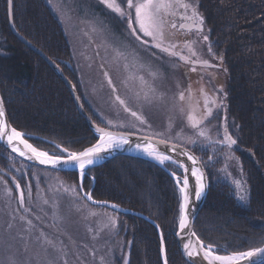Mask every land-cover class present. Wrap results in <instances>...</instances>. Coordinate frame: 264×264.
I'll return each mask as SVG.
<instances>
[{"label": "trees", "instance_id": "1", "mask_svg": "<svg viewBox=\"0 0 264 264\" xmlns=\"http://www.w3.org/2000/svg\"><path fill=\"white\" fill-rule=\"evenodd\" d=\"M188 2L203 15L215 56L223 57L219 59L225 80L223 114L237 139L232 150L248 187L247 200L240 203L230 184L220 179L221 150L189 146L209 180L193 230L205 246H213L216 254L228 255L264 245V0ZM12 11L16 31L60 66L77 89L87 114L101 126L81 97L69 43L46 0H13ZM0 95L10 124L40 150L60 155L57 145L78 151L98 138L55 71L12 34L7 0H0ZM19 162L27 169L18 177L11 167ZM40 169L0 144V175L15 177L21 186H30L33 170ZM167 169L172 171L175 166ZM53 172L78 186L77 172ZM7 180L8 185L12 183ZM83 191L90 192L95 202L115 204L132 212L90 204L115 218L114 239L128 264H164L159 233L163 234L167 264H189L175 237L180 194L164 168L139 157L120 155L91 168ZM145 217L159 225V230Z\"/></svg>", "mask_w": 264, "mask_h": 264}, {"label": "rangeland", "instance_id": "2", "mask_svg": "<svg viewBox=\"0 0 264 264\" xmlns=\"http://www.w3.org/2000/svg\"><path fill=\"white\" fill-rule=\"evenodd\" d=\"M46 2L58 17L69 43L81 97L102 124L101 127L106 126V121H112L116 125L135 122L115 99L119 95L127 102L129 108L141 112L151 124L150 129L145 127L137 134L152 135L154 132H163L166 136L173 137L179 134L178 142L183 143L184 138L194 135L186 119L190 87L193 100L200 102V107L196 109L197 115L203 111L201 89L209 97H216L223 102L221 107L213 110V116L209 121H205L204 126L208 129L211 139L218 138V129L222 138L225 122L232 134L229 122L223 114L225 80L221 68L218 70L214 67L196 66V71H191L192 65L160 53L158 49L140 45L129 35L126 21L100 4L99 0H46ZM121 6L126 7V0ZM9 28L11 30L10 25ZM16 33L23 37L17 31ZM12 34L17 38L13 32ZM203 34L209 36L205 23ZM189 40L197 41L193 47L201 58L208 59L210 63L220 64L219 58H213L207 52L209 40L203 41L196 33ZM184 41L181 39L182 45L177 49L183 50V54L188 55L187 49L183 47ZM114 48L126 51L128 60L116 59ZM125 63L130 65L127 70L124 67ZM105 72L108 73V77L104 75ZM151 73H156L155 77ZM130 75L143 76L147 84L155 89L156 96L162 99L154 100L152 103L146 102L143 96L144 92L149 90L148 87L141 88L139 79H129ZM108 79H111V85ZM113 87L116 91H113ZM181 91H184L186 96L183 102L179 100ZM137 92L140 93L139 99L136 98ZM149 95L152 96V93L149 92ZM181 108L185 111L182 112ZM110 129L120 132L131 130L119 127ZM200 143L211 146L212 150L218 149V146L209 145L203 138L200 139ZM232 155V159H225L222 151L224 157L223 166L219 170L220 179L230 184L235 195L237 190L234 181H241L247 197L248 187L244 175L236 156L233 153ZM12 168L19 177L24 174L23 171L27 166L19 162L17 167L14 165ZM41 169L33 170L30 180L32 185L29 184L30 199L29 186H21L17 190L16 180L14 181L13 177L0 175L2 178L0 179V259L13 256L17 264H25V262L47 264V261L63 264L65 259L68 264H101V257H104L106 264H124L123 253L117 240L114 239L115 229L109 224L110 213L92 208L90 204L93 203L80 198L83 196L82 192L78 197L75 192L65 191L75 185L53 172L56 170ZM8 178L12 182L9 185ZM3 181H7V184ZM7 189L12 190L11 195L8 194ZM20 191L25 194L23 207L19 204ZM45 200L48 201L47 204L44 203ZM238 201L246 202H241L239 199ZM25 209L31 211L26 212ZM21 215L32 220L33 227L30 231L29 226L20 220ZM9 224L12 225L11 228L8 227ZM105 224L109 226L104 227ZM45 238L53 241L55 249L46 242Z\"/></svg>", "mask_w": 264, "mask_h": 264}, {"label": "snow or ice", "instance_id": "3", "mask_svg": "<svg viewBox=\"0 0 264 264\" xmlns=\"http://www.w3.org/2000/svg\"><path fill=\"white\" fill-rule=\"evenodd\" d=\"M124 0H99V3L104 5L107 9L117 14L122 20L127 23L129 35L140 45L149 46L154 49H158L160 53L166 54L169 57H178L180 61H184L187 64H191V71H196V65L199 64L202 67L212 68L217 65L211 64L208 59L201 58L194 50L193 45L196 40H185L183 47L187 49L188 55L183 54V50H177V44L171 42L169 39L172 33L169 29H177V24L174 18L179 15V19L184 21L179 24L180 29H186L188 32H195L198 37H201L203 41H208L209 36L203 34L204 17L199 13L197 7L188 2V0H126V7H122L121 4ZM9 15L12 14L13 0H7ZM182 9V11H180ZM95 31V29H93ZM208 54L215 57L211 44L207 48ZM114 54L116 59L123 58L128 60L126 51H122L120 48H114ZM222 61L223 57H219ZM58 71H61L58 64L55 65ZM125 69L127 70L130 65L125 63ZM141 67H143L141 65ZM104 75L108 77V73ZM155 77L156 73H151ZM129 79H139L141 88L148 87V91L144 92L143 99L152 103L154 100H160L162 97L156 96L155 89L151 88L144 80L143 76L136 77L130 75ZM109 85L112 84L111 79H108ZM113 91L116 89L113 87ZM203 96V111L200 115L196 114V109L200 107L199 100H193V95L189 87L188 90V111L186 112V119L188 126L193 130L194 135L184 138V142H178L179 134L176 137L166 136L163 132H154L152 135H144L139 137L140 142H135L132 137L138 132H142L145 127L151 128V124L146 117L138 111L132 110L128 107L127 102L119 95L115 99L123 106L124 111L128 112L131 117L134 118V123H120L119 125L113 124L112 121H106V126H95V132L98 134V138L94 144L84 147L82 150L71 151L68 148L56 147L60 150V155L49 154L47 151L40 150L29 143L25 138V133L12 127L6 119V111L4 107L3 99L0 98V141H6V144L11 148V152L17 153L21 157L27 159H35L42 165H51L53 167H61L69 165L72 168L78 170L80 183L78 188L73 186L65 191H72L79 194L83 192L84 180L88 178V172L94 167L97 161L102 160L105 154L112 153L117 150H124L127 146L129 149L134 148L136 151L143 153L145 156L155 161L158 165L165 168L175 169L170 171V176L173 178L175 186L180 194L179 198V218H178V231L177 236L182 242L183 249L186 255L191 258L194 255H199L200 251L203 252V261L207 264H264V246L252 247L246 251H234L228 255H218L214 252L211 244L204 246L203 242L197 237L195 231L190 229V213L192 211L193 200L199 201L206 192V173L200 165L199 158L193 154L191 148L200 147L203 149L204 145L200 143V139L207 140L209 145L218 146V150L224 152L225 159H232V148L237 144V139L233 138V135L229 132L227 122L223 126L222 138L217 130L218 138L212 140L208 134V129L204 126L205 121H209V118L213 116V110L221 107L223 102L216 97H209L203 89L200 90ZM222 91V89H221ZM152 93V96L149 95ZM136 98H140V93H136ZM79 99V98H78ZM179 100L181 102L186 100L185 92L179 93ZM184 112L185 109L181 108ZM128 128L131 129L126 132H116L110 130V128ZM22 146V148H21ZM186 161L191 162L186 164ZM212 157H209V163H212ZM177 170H180V175H177ZM190 178L193 179V183L190 184ZM2 179V178H0ZM94 181V177H91ZM15 181L16 178L13 177ZM7 184V181H3ZM236 186V195L241 202H245L247 197L245 188L241 181H234ZM15 187L17 190L21 188L19 182H16ZM11 189H7L9 195H11ZM28 197L31 198V187L29 186ZM81 199L87 201H93V197L90 192H83ZM25 203V194L20 191L19 204L23 207ZM48 203L47 200L44 201ZM93 203H96L93 201ZM107 204V202H104ZM112 209H116L118 206L115 204L109 205ZM26 212H30V209H25ZM92 215H97L92 213ZM39 218V217H37ZM20 220L24 221L29 226V231L33 227L32 220L27 219L21 215ZM109 224L113 229L116 228V220L114 217H108ZM109 224H105L104 227H108ZM12 227L11 224L8 225ZM159 229V225H156ZM185 233H188L186 236ZM191 237H196L195 243L191 240ZM46 242L55 249L53 241L47 240ZM47 251V250H45ZM161 253H164L163 234L161 233ZM0 264H17L16 259L13 256H6L0 259ZM28 264V262H25ZM47 264H53L52 261H47ZM63 264H68L65 259ZM101 264H106L105 258L101 257ZM124 264H128L125 260ZM164 264H167L165 258Z\"/></svg>", "mask_w": 264, "mask_h": 264}, {"label": "water", "instance_id": "4", "mask_svg": "<svg viewBox=\"0 0 264 264\" xmlns=\"http://www.w3.org/2000/svg\"><path fill=\"white\" fill-rule=\"evenodd\" d=\"M9 25L11 27V30L12 32L17 36V38L22 41L24 44H26L27 46H29L33 51H35L38 55H40L47 63L48 65L55 71V73L64 81V83L66 84V86L68 87V89L70 90L71 94H72V97H73V100H74V103L76 105V108L77 110L79 111V113L85 118L90 130L98 136V134L95 132V126L97 125L91 118L90 116L86 113V111L84 110L81 102H80V98L77 94V91L74 87V85L70 82V80L64 75V73L61 71H58L57 68L55 67L56 63L51 60L50 58H48L39 48H37L35 45H33L32 43H30L29 41H27L26 39H24L23 37L17 35L16 33V30L14 29L13 27V22H12V14L9 15ZM178 58V57H176ZM179 59V58H178ZM184 62V61H182ZM213 64V63H211ZM191 65V64H190ZM215 65V64H214ZM196 66H200L199 64H197ZM202 67V66H201ZM0 98L1 95H0ZM79 98V99H78ZM5 107V106H4ZM6 111V110H5ZM6 119L7 121L9 122L8 120V117H7V114H6ZM10 123V122H9ZM12 126V125H11ZM111 130V129H110ZM112 131H115V130H112ZM116 132H120V131H116ZM141 136H144V135H141V134H136L135 136L132 137V140L135 141V142H140L139 141V137ZM0 144L6 149L8 150L11 154H13L14 156H16L17 158L27 162V163H30L34 166H38V167H41V168H46V169H51V170H56V171H76L78 172L77 169L75 168H72L71 166L69 165H64V166H61V167H53L51 165H42L40 164L38 161H36L34 158L29 160L27 159L26 157H21L19 156L17 153H13L11 152V148L6 144V141H0ZM22 148V146H21ZM192 151V150H191ZM193 152V151H192ZM140 154H143L141 152H138L136 151L134 148H131L129 149L127 146L125 147L124 150H117V151H114L112 153H108V154H105L104 155V158L102 160H99L97 161L96 165L94 167H97L99 165H102L103 163L117 157V156H120V155H124V156H137V157H143L142 155ZM193 154L196 156V154L193 152ZM181 159H184L186 161V158L184 157H181ZM152 161V160H151ZM156 163V162H155ZM191 162H188L186 161V164H190ZM157 164V163H156ZM199 166H202L201 162H200V165ZM163 167V166H162ZM203 167V166H202ZM93 168V167H92ZM204 170V168H203ZM205 171V170H204ZM206 173V172H205ZM194 181L193 179L190 178V184H192ZM206 184H207V188H206V192H205V195L199 200V201H195L193 200L192 202V211L190 213V229L191 231H194L193 230V224H194V221L197 217V215L199 214V212L201 211L202 209V206L204 204V201H205V198H206V195L208 193V189H209V181H208V177L206 175ZM83 193V192H82ZM91 203H93V201H90ZM93 204H96V205H101V206H107L109 207V205H111L110 203H107L105 204L104 202H96V203H93ZM111 208V207H110ZM116 210H119L121 212H129V213H132L130 211H127V210H123L119 207L116 208ZM177 231H178V227H177ZM185 235L187 236L188 233H185ZM194 238V240L196 241V237H191V239ZM176 240H177V243H178V247H179V250L182 254V256L184 257V259L189 263V264H207V262L205 261H201L199 259V257L197 255H194L193 257L189 258L187 255H186V252L185 250L183 249V246H182V242L181 240L178 238L177 236V232H176ZM162 259H163V263H164V260H165V256H164V253H162ZM242 264H246V262H242Z\"/></svg>", "mask_w": 264, "mask_h": 264}, {"label": "flooded vegetation", "instance_id": "5", "mask_svg": "<svg viewBox=\"0 0 264 264\" xmlns=\"http://www.w3.org/2000/svg\"><path fill=\"white\" fill-rule=\"evenodd\" d=\"M182 11V9L180 10ZM170 19H174L176 24H177V29H169V32L172 33L169 37V39L171 40V42L176 43L177 46H181V39L183 40H189V38L195 33V32H188L186 29H180L179 28V24L184 22L181 21L179 19V15H177L174 18H170ZM178 50V49H177ZM179 51V50H178ZM175 58V57H173ZM176 59V58H175ZM178 60V59H177ZM179 61V60H178ZM182 62V61H181ZM214 64V63H213ZM190 65V64H189ZM187 77V76H186Z\"/></svg>", "mask_w": 264, "mask_h": 264}, {"label": "bare ground", "instance_id": "6", "mask_svg": "<svg viewBox=\"0 0 264 264\" xmlns=\"http://www.w3.org/2000/svg\"><path fill=\"white\" fill-rule=\"evenodd\" d=\"M93 6H95V5H93ZM176 58V57H175ZM177 59V58H176ZM179 60V59H178ZM180 61V60H179ZM181 62V61H180ZM215 65H217V67H214L215 69H217L218 68V70H220V68H221V65L220 64H215ZM75 87V86H74ZM76 89V88H75ZM76 91H77V89H76ZM77 94H78V92H77ZM81 102V101H80ZM82 104V103H81ZM83 105V104H82ZM231 152L235 155V153H234V151L233 150H231ZM220 154H222V151H221V153ZM140 155H142L143 157H139V158H142V159H144V160H148V161H150V162H152V163H154V164H156L155 163V161H151V159L150 158H148L147 156H145L144 154H140ZM197 156V155H196ZM236 156V155H235ZM131 157H137V156H131ZM224 157V156H223ZM237 158V157H236ZM237 160H238V158H237ZM200 161V160H199ZM201 162V161H200ZM238 163H239V166L241 167V165H240V162H239V160H238ZM202 164V163H201ZM156 165H158V164H156ZM158 166H160V165H158ZM203 166V165H202ZM223 166V165H222ZM160 167H162V166H160ZM162 168H164L169 174H170V170H168L167 168H165V167H162ZM204 168V167H203ZM205 170V169H204ZM206 172V171H205ZM207 175V174H206ZM246 182V181H245ZM207 196V195H206ZM247 196H248V194H247ZM200 213V212H199ZM142 216V215H141ZM198 216V215H197ZM142 217H144V216H142ZM145 219L146 220H148L146 217H145ZM149 222H151L154 226H156L155 225V223L154 222H152L151 220H148ZM159 230V229H158ZM159 236H160V240H161V235H160V233H159ZM192 241H193V243H195V240H194V238H192L191 239ZM262 246H264V245H262ZM198 257H199V259L201 260V261H203V252L202 251H200V253H199V255H197ZM206 262V261H205Z\"/></svg>", "mask_w": 264, "mask_h": 264}]
</instances>
